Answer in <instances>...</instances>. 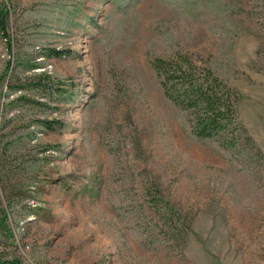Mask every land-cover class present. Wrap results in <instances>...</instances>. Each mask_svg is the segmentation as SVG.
<instances>
[{"label":"rangeland","instance_id":"obj_1","mask_svg":"<svg viewBox=\"0 0 264 264\" xmlns=\"http://www.w3.org/2000/svg\"><path fill=\"white\" fill-rule=\"evenodd\" d=\"M10 2L0 253L23 264H264V0ZM177 52L236 89L247 138L235 148L196 138L164 96L152 62ZM156 186L172 223L153 206Z\"/></svg>","mask_w":264,"mask_h":264},{"label":"trees","instance_id":"obj_2","mask_svg":"<svg viewBox=\"0 0 264 264\" xmlns=\"http://www.w3.org/2000/svg\"><path fill=\"white\" fill-rule=\"evenodd\" d=\"M10 4V0L0 2V34L4 38L9 37ZM152 66L164 96L188 112L191 132L196 138L217 139L226 149L235 148L242 139L247 138V130L239 121V94L210 66L199 65L191 56L181 52L168 58L156 57ZM45 78V73L34 74L31 81L37 88ZM149 194L160 215L167 216L165 222H174L173 209L164 200L160 188L156 186ZM5 216L6 211L0 207V225ZM0 264L23 262L18 257L9 258L0 253Z\"/></svg>","mask_w":264,"mask_h":264}]
</instances>
